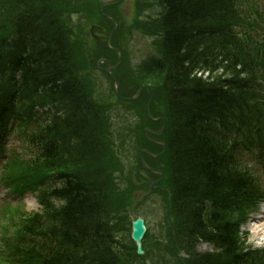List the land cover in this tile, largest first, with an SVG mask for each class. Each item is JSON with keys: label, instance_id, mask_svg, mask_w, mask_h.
<instances>
[{"label": "trees", "instance_id": "16d2710c", "mask_svg": "<svg viewBox=\"0 0 264 264\" xmlns=\"http://www.w3.org/2000/svg\"><path fill=\"white\" fill-rule=\"evenodd\" d=\"M71 2L0 0V114L9 112L16 99L13 106L24 118L32 100L26 94L28 82L37 96L51 95L66 117L49 135L54 149L23 171H37L46 179L48 169L71 170L69 184L61 190L66 206L54 208L44 196L45 219L38 216L32 225L14 231L23 242L17 255L26 264H121L134 244L126 239L125 252H118L114 219L128 204L112 189L108 171L114 157L91 96L78 80L79 43L65 16L84 13L85 8ZM248 3L158 0L161 12L154 28L165 61L158 65L156 78L168 121L167 150L159 162L166 165L176 241L189 257L187 264H264V256L244 249L238 224L229 217L243 210L254 186L233 161L230 140L250 133L264 168V45L238 41L241 35L248 38L253 28ZM21 66V86L9 85L10 73ZM206 71L208 80L197 75ZM249 74L256 88L231 81ZM228 75L233 79L226 82ZM14 168L15 162L4 169L11 182L17 176ZM202 241L215 251H196Z\"/></svg>", "mask_w": 264, "mask_h": 264}, {"label": "rangeland", "instance_id": "374dc122", "mask_svg": "<svg viewBox=\"0 0 264 264\" xmlns=\"http://www.w3.org/2000/svg\"><path fill=\"white\" fill-rule=\"evenodd\" d=\"M61 1L63 0H59V2L61 3ZM76 0H72L71 4H79L81 6H83L85 8V14L88 16L89 14L92 16V21L94 20L95 18V15L98 16V17H101L98 15V6L97 5H88L87 3L83 2V0H77L78 2H75ZM93 4H98V0H90ZM83 2V3H82ZM59 3V4H60ZM125 4H129V14L131 17H133V14L132 13V7H133V1L131 0H128L127 3ZM158 12V10H157ZM90 16H88L89 18ZM91 21V23H92ZM129 21V20H127ZM91 23L89 26H84L82 28H78V27H75V25L73 26L74 28V32L72 34V36H74L76 39L75 41L77 42H81V41H85V40H88L89 43L91 42H94L91 38H81L82 37V33L81 32H90L91 30ZM108 23V21H107ZM106 23V25H107ZM130 23V22H129ZM96 34L100 35V33L96 32ZM105 36V35H104ZM79 39V40H78ZM134 39V40H133ZM133 39L131 40V44L129 43L128 44V47L126 45V43H122V45H126V50H127V58H128V62L129 64L127 65V69L129 68V66L131 65L133 68L135 67H140L141 64H143L144 62H151L152 60V57L154 54H156L155 50L153 49V47L151 46V40L149 38H144L142 36H135L133 37ZM81 40V41H80ZM95 43V42H94ZM97 47V44H95L92 48L93 49H96ZM74 49V48H73ZM76 50V49H75ZM95 55V50H93L87 58H91ZM116 76H118L119 73H114ZM134 79V78H133ZM144 82L142 83L144 87L152 90V89H155L156 92H153L152 94V97L151 99H157L159 100L158 103H157V107H154L153 108V114H155V117H158V113H155V111L157 112H162L163 110V101L160 100L159 98V93L161 92V83L160 81L158 80V78H155V77H152V78H144L143 79ZM130 80H124L125 83H128ZM142 82V81H141ZM104 83V82H102ZM150 87V88H149ZM104 89L105 90H109V85H106L104 84ZM121 97H129V92L128 91H125V92H122L121 93ZM138 102L137 103H133V107L137 110V112H139L140 114L142 113H146L145 111L148 109V103L150 102V98L147 97L145 94H141V97L137 100ZM121 105L125 106V104H122ZM115 140L116 139H111L110 141H107V146H109V148L111 150H113L114 152L111 153V155L116 159L117 162L119 161H122V164L124 166H128L129 164H134V166L136 165V160L138 159V156L137 155H132L131 154V150H132V147L131 148H124L123 145H120V146H114V143H115ZM120 143L122 142V138H120L118 140ZM132 141V140H131ZM137 139H134L133 142H136ZM119 157V158H118ZM136 168V166L132 169H129L128 170V173L131 174V176L129 177V179H131V181H134V179H137V174L136 172L134 171ZM111 174V173H110ZM129 189L126 191V193L128 191H132L131 193H127V194H124V195H121V200H122V204H128V203H132L134 202V196H135V193H136V188L133 187L132 184L129 185L128 187ZM120 196L117 197V199H119ZM123 197V198H122ZM140 202V200H138V202L136 203L137 205H135V207H137ZM26 208L28 210L30 209H36V205L34 203H26ZM134 207V209H135ZM133 206H130L129 208H126L124 213L121 214V212L119 213V217H118V222H121L123 221V224H125V222H127L128 220L130 221V219H128V215H129V212L132 210ZM139 213H140V216L136 214V216H139V217H142L144 218L145 220H147V226L150 228V230H152V232H154L155 234H150L147 238V241L149 242V247L150 249H154L156 250V248L154 247H158V242L156 240V238L159 239V235H156V233H166V231L163 229H161L162 225L164 224V222L161 224V226L158 227V224L161 222V219H159L161 217V215L164 213L163 211L161 212H158L157 215L153 218V214H150L151 212L148 210V209H144L143 207H139ZM161 236V235H160ZM249 240L248 242H246L245 246H252V247H257L256 245V242L257 241H263L264 239L263 238H258V237H254L253 235H250L249 237ZM162 243L159 244V246L161 245ZM170 245L168 244V247ZM167 247V246H166ZM201 250H208V251H211V247L208 246V245H202L201 247ZM179 256L181 257V254H179ZM173 259L174 260H169V258L165 257V260H166V263L167 264H178V262H176L175 260V257L174 255H172ZM164 262V260H163Z\"/></svg>", "mask_w": 264, "mask_h": 264}, {"label": "water", "instance_id": "95a60500", "mask_svg": "<svg viewBox=\"0 0 264 264\" xmlns=\"http://www.w3.org/2000/svg\"><path fill=\"white\" fill-rule=\"evenodd\" d=\"M132 234H131V239L133 243L136 244L137 246V253L142 255V240L147 234V231L145 230V223L144 220L142 219H136L135 222L132 224Z\"/></svg>", "mask_w": 264, "mask_h": 264}, {"label": "bare ground", "instance_id": "6f19581e", "mask_svg": "<svg viewBox=\"0 0 264 264\" xmlns=\"http://www.w3.org/2000/svg\"><path fill=\"white\" fill-rule=\"evenodd\" d=\"M254 230H255V233L260 231L262 234L264 232V224L258 225ZM254 237H256V236L254 235Z\"/></svg>", "mask_w": 264, "mask_h": 264}, {"label": "flooded vegetation", "instance_id": "af4514ba", "mask_svg": "<svg viewBox=\"0 0 264 264\" xmlns=\"http://www.w3.org/2000/svg\"><path fill=\"white\" fill-rule=\"evenodd\" d=\"M112 1H115L116 2V4H118V3H120V2H122L123 0H112ZM157 155H159V156H162L163 154H162V152L161 153H159V154H157ZM157 158H159V157H157ZM156 158V159H157ZM162 158V157H161Z\"/></svg>", "mask_w": 264, "mask_h": 264}]
</instances>
